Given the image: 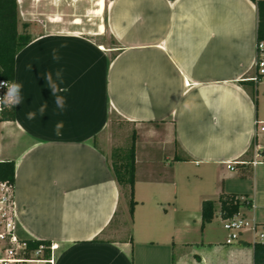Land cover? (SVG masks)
<instances>
[{
	"label": "crops",
	"instance_id": "obj_1",
	"mask_svg": "<svg viewBox=\"0 0 264 264\" xmlns=\"http://www.w3.org/2000/svg\"><path fill=\"white\" fill-rule=\"evenodd\" d=\"M17 3L31 41L15 57L21 103L0 120V160L15 166L18 235L51 241L52 264H253L252 244L264 242V164L240 162L264 149V78L256 102L241 84L256 72L255 4ZM49 73L67 89L56 93L63 109ZM112 112L136 132L132 215L111 153L95 142ZM229 193L247 201L231 244L218 202ZM205 199L215 215L202 228Z\"/></svg>",
	"mask_w": 264,
	"mask_h": 264
},
{
	"label": "trees",
	"instance_id": "obj_2",
	"mask_svg": "<svg viewBox=\"0 0 264 264\" xmlns=\"http://www.w3.org/2000/svg\"><path fill=\"white\" fill-rule=\"evenodd\" d=\"M257 10V42L264 40V0H251ZM29 23L21 22L17 0H0V79L9 83L14 81V64L17 53L30 41L31 35L28 32ZM241 84H249L252 89L253 99L256 102V82L254 80L241 81ZM14 106H9L2 112L0 120H13ZM135 139L136 132L132 131L130 142L125 146H116L111 151V169L119 186L126 188L128 196L129 213L132 215L135 201L133 199V186L135 182ZM179 159V157H177ZM15 166L13 160H0V181H7L14 185ZM219 211L222 219L230 218L240 212L241 207L247 205V201H241L233 193L221 194L218 198ZM215 215V201L205 199L201 202V227L211 222ZM19 237L26 241L27 251L43 245L44 259L50 257L49 240L33 239L19 234ZM253 264H264V242L255 241L253 244ZM49 264V263H47Z\"/></svg>",
	"mask_w": 264,
	"mask_h": 264
},
{
	"label": "built area",
	"instance_id": "obj_3",
	"mask_svg": "<svg viewBox=\"0 0 264 264\" xmlns=\"http://www.w3.org/2000/svg\"><path fill=\"white\" fill-rule=\"evenodd\" d=\"M256 61H255V75L252 80L259 81L264 78V40L257 42L256 45ZM3 82L9 83L4 79H0V84ZM7 89L0 87V98L6 94ZM7 106L0 101V118L2 112ZM263 129V127H262ZM252 166L264 164V149L255 150L252 159L241 161ZM236 162L227 163V167L234 168ZM247 225V221L243 214L237 213L236 215L225 219V229L227 230L226 243L231 244L236 241L241 231ZM55 245H50L51 255L55 250ZM44 246L39 245L36 249L30 251L29 256H25L27 251V243L22 240L17 233L15 205L13 201V185L7 181H0V264H24L35 263L40 260V255L43 254ZM41 258V257H40ZM47 263H53V257L44 260Z\"/></svg>",
	"mask_w": 264,
	"mask_h": 264
},
{
	"label": "rangeland",
	"instance_id": "obj_4",
	"mask_svg": "<svg viewBox=\"0 0 264 264\" xmlns=\"http://www.w3.org/2000/svg\"><path fill=\"white\" fill-rule=\"evenodd\" d=\"M36 30V29H35ZM100 30H103V26H100ZM110 42L112 46H115V43H113V40L110 39ZM110 127L107 132H103L100 134L96 139L95 142L99 148H103L104 150H107L109 153H111L112 149L116 146H125L128 145L130 142L131 133L133 131V125L123 122L119 119V117L112 112L110 116ZM245 183V182H244ZM260 189L264 190V186L260 187ZM124 194L126 195V203L128 208V196L126 188L124 189ZM262 202H264V197L262 198ZM58 250H56L53 254H56ZM53 254L51 255L50 250V257H53ZM24 264H40V263H24ZM50 264V263H49Z\"/></svg>",
	"mask_w": 264,
	"mask_h": 264
},
{
	"label": "clouds",
	"instance_id": "obj_5",
	"mask_svg": "<svg viewBox=\"0 0 264 264\" xmlns=\"http://www.w3.org/2000/svg\"><path fill=\"white\" fill-rule=\"evenodd\" d=\"M54 59H59V57L55 56L53 57ZM56 75L58 77H60V73L57 72ZM46 80L50 85V88L52 90V93L54 95H56V93L58 91H67V89H60L58 87V85L52 80V75L49 73L46 76ZM0 87L6 88L7 92L6 94L3 96V98H0V101H2L4 104H6L7 106H18L21 103V95H20V91L22 88V85L18 84V83H12V84H7L6 82H3L2 84H0ZM57 107H59L60 109H63L65 107V99L62 96L56 95V101H55ZM46 105L41 106V108L39 109L40 113L43 114L45 111ZM35 113L34 112H29L27 114V119L32 120L35 118ZM63 128V122H59L56 124L55 127V132L56 135H60L61 134V129Z\"/></svg>",
	"mask_w": 264,
	"mask_h": 264
},
{
	"label": "snow or ice",
	"instance_id": "obj_6",
	"mask_svg": "<svg viewBox=\"0 0 264 264\" xmlns=\"http://www.w3.org/2000/svg\"><path fill=\"white\" fill-rule=\"evenodd\" d=\"M101 3H102V0H101Z\"/></svg>",
	"mask_w": 264,
	"mask_h": 264
}]
</instances>
